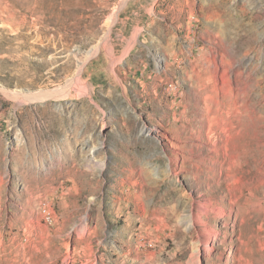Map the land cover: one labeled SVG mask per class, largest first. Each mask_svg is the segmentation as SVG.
<instances>
[{"label": "rangeland", "instance_id": "1", "mask_svg": "<svg viewBox=\"0 0 264 264\" xmlns=\"http://www.w3.org/2000/svg\"><path fill=\"white\" fill-rule=\"evenodd\" d=\"M0 264H264V0H0Z\"/></svg>", "mask_w": 264, "mask_h": 264}, {"label": "bare ground", "instance_id": "2", "mask_svg": "<svg viewBox=\"0 0 264 264\" xmlns=\"http://www.w3.org/2000/svg\"><path fill=\"white\" fill-rule=\"evenodd\" d=\"M41 212H42V214H43L44 217H47L48 218V216L50 215L48 209H47V212H46V204H44L43 207H41Z\"/></svg>", "mask_w": 264, "mask_h": 264}, {"label": "built area", "instance_id": "3", "mask_svg": "<svg viewBox=\"0 0 264 264\" xmlns=\"http://www.w3.org/2000/svg\"><path fill=\"white\" fill-rule=\"evenodd\" d=\"M47 208H48V206H46V212H47Z\"/></svg>", "mask_w": 264, "mask_h": 264}]
</instances>
